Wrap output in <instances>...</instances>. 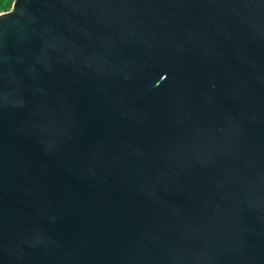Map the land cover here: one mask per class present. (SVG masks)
<instances>
[{
    "label": "water",
    "instance_id": "95a60500",
    "mask_svg": "<svg viewBox=\"0 0 264 264\" xmlns=\"http://www.w3.org/2000/svg\"><path fill=\"white\" fill-rule=\"evenodd\" d=\"M0 264H264V0L0 11Z\"/></svg>",
    "mask_w": 264,
    "mask_h": 264
},
{
    "label": "rangeland",
    "instance_id": "374dc122",
    "mask_svg": "<svg viewBox=\"0 0 264 264\" xmlns=\"http://www.w3.org/2000/svg\"><path fill=\"white\" fill-rule=\"evenodd\" d=\"M15 0H0V6H4L3 12H9L13 9Z\"/></svg>",
    "mask_w": 264,
    "mask_h": 264
},
{
    "label": "trees",
    "instance_id": "16d2710c",
    "mask_svg": "<svg viewBox=\"0 0 264 264\" xmlns=\"http://www.w3.org/2000/svg\"><path fill=\"white\" fill-rule=\"evenodd\" d=\"M4 8V6H0V11H3L2 9Z\"/></svg>",
    "mask_w": 264,
    "mask_h": 264
}]
</instances>
